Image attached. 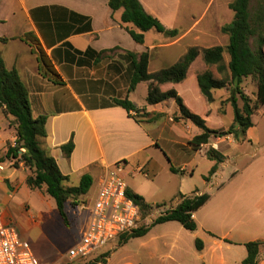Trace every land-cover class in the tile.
<instances>
[{"label":"crops","instance_id":"1","mask_svg":"<svg viewBox=\"0 0 264 264\" xmlns=\"http://www.w3.org/2000/svg\"><path fill=\"white\" fill-rule=\"evenodd\" d=\"M138 1L166 29L177 30L179 35L169 37L149 30L144 33L143 43H137L127 29L138 30L132 24L122 23V10L112 12L108 0H0V39H6L0 40V56L8 70L17 71L27 89L32 117H46V137L41 145L68 178L65 186H77L80 178L89 174L92 185L82 198L90 192L96 197L108 172L117 163L125 162L121 175L127 189L154 208L161 205L156 208L159 215L176 207L180 194H208L206 203L192 215L196 230L189 231L193 243L195 239L203 243L202 249L197 251L198 258L202 264H241L247 255L244 244L264 241V155L257 162L230 173L226 179L228 173L222 174V170L236 167L241 160L240 156L233 159L234 153L221 149L222 143H236L233 138L211 137L208 144L192 149L189 141L202 130L188 120L173 119L179 117V111L172 99L149 105L146 102L148 82H139L128 92L133 69L124 59L128 52L137 55L148 52V72L154 73L176 63L190 47L221 46L217 45L221 38L226 37L228 42V36L221 34L220 29L233 20L229 5L234 0ZM27 34L35 38L53 66L55 77L44 76L39 70L37 54L32 51L35 46L27 40ZM206 69L198 57L184 81L167 83L160 88L163 91L174 88L186 106L199 115L211 114V105H218V113L228 92L215 90L213 101H205L196 76ZM186 85L202 104L200 109H195L185 99L180 88ZM138 88L143 91L139 103L134 99ZM126 97L140 112L129 115L124 108L114 105V99ZM223 105V113H226L230 103ZM10 121L0 109V158H4L17 138ZM251 131L253 127L245 133L247 142ZM251 134L255 137L254 132ZM70 140L74 147L67 157L61 147ZM210 148L225 159L218 164L216 172L204 180L215 165L206 155ZM191 153L203 162L201 187H191L185 182L184 174L191 172L193 177V167L197 168L200 162ZM13 162L6 159L1 163L2 220H6L9 209L20 206L17 195L22 192L27 195L34 192V197L43 205L52 203L44 188L30 189L26 185L29 171L23 163L18 162L19 168H15ZM87 221L88 215L82 226ZM176 223L159 225L174 228L181 237H189L184 232L187 230ZM257 264H264V260Z\"/></svg>","mask_w":264,"mask_h":264},{"label":"trees","instance_id":"2","mask_svg":"<svg viewBox=\"0 0 264 264\" xmlns=\"http://www.w3.org/2000/svg\"><path fill=\"white\" fill-rule=\"evenodd\" d=\"M251 0H234L229 8L233 12V20L228 25L221 27L220 32L228 36L225 46H214L211 48L190 47L187 52L174 64L162 68L157 72L149 73L148 64L150 55L144 52L140 55L128 52L124 59L129 62L133 69V78L130 81L128 92H132L139 82H148L146 102L149 105L158 104L172 99L178 107L179 117H174L175 121L184 119L202 130V133L194 136L189 145L194 150L208 144L211 137H223L231 135L235 141L245 138L246 131L253 127L252 117L255 111L264 105V6L250 7ZM108 6L112 12L122 10L121 22L132 24L138 32L128 30L131 38L137 43H143L144 33L154 30L169 37H177V30H168L154 16L148 14L138 0H108ZM33 48V53L37 54L39 70L44 76H56L53 66L46 55L36 44L32 34L26 35ZM254 39V47L250 41ZM6 41V39H0ZM106 52V51H104ZM103 52V53H104ZM228 55V63L224 62V54ZM201 57L202 62L207 67L206 70L197 74L196 81L202 97L207 103L213 101L212 92L226 89L228 98L222 103H230L233 107V121L227 130L209 127L206 123L210 114L199 115L191 111L184 103L182 97L174 89L163 91L160 86L172 83L178 84L184 81L187 71L192 63ZM215 67L216 77L210 70ZM246 78L255 79L257 91L254 102L243 91L242 83ZM241 100V107L238 106ZM114 105L124 108L129 115L132 112H140L128 98L114 99ZM0 109L3 115L11 118L10 125L15 127L17 135V147L9 146L4 158H0V164L6 159L13 160V166L18 167V162H22L29 171L26 177V185L30 189L44 188L46 194L54 202L59 216L65 225H68L66 204L69 201H77L87 194L92 178L89 174H84L77 186L67 187L64 185L68 179L64 176L55 159L41 145V140L46 137V117H32L31 106L28 99V92L15 69L8 70L0 56ZM135 120L138 122L136 116ZM74 144L70 140L61 147L63 153L69 157ZM206 155L208 159L215 161L209 171V176L213 175L225 157L217 150L210 148ZM175 171L174 169H172ZM126 194L133 199L140 208L142 216H145L154 206L147 204L144 199L127 189ZM180 202L174 208L168 209L157 216L150 225L140 227L129 235L122 236L119 245L125 244L128 240L145 236L154 226L166 222H177L185 230L193 232L197 225L193 220V213L200 209L209 199L208 194L191 196L179 195ZM161 205L155 206L159 208ZM195 247L200 251L203 243L200 239H195ZM247 255L241 264H257L261 250H264V241H251L244 244Z\"/></svg>","mask_w":264,"mask_h":264},{"label":"rangeland","instance_id":"3","mask_svg":"<svg viewBox=\"0 0 264 264\" xmlns=\"http://www.w3.org/2000/svg\"><path fill=\"white\" fill-rule=\"evenodd\" d=\"M260 5L264 6V0H251L250 7L252 9ZM151 32L156 33L154 30ZM250 43L254 47V39H251ZM226 44V37L221 38V41L217 43V45L221 46H225ZM228 60V55L225 53V64ZM210 70L216 77H219L214 67H211ZM241 86L244 93L254 102L257 91L256 80L246 78L243 80ZM180 89L192 107L195 109L201 108L202 104L187 89V85ZM142 95V89L138 88L137 93L134 95L137 103L141 101ZM241 105V100H238V106L241 107ZM211 108L213 111L207 118V125L216 129L227 130L233 121L232 105L226 106V113H223V108H225L223 103H221L218 113V105H211ZM252 122H254L253 131L250 132L251 138H248V142L246 138L241 141H235L229 135L236 143L221 144L223 151L234 153L233 159L236 155L240 156L241 159L236 167L222 170V174L228 173L226 179L230 176V173H233L235 170H241L242 167H245L249 163L257 162L264 155V105L255 111ZM252 132H254L255 137H258V140L252 136ZM194 154L191 153V156L200 161L198 155ZM203 168V162H198L197 168L193 167L195 169L193 177L190 175L191 172L184 174L185 182L191 187H201L203 183L201 171ZM34 194V192H31L27 195L22 192L17 195V204L20 206L9 209L6 220H9L16 227L20 238L29 243L40 264L65 262V254L79 239L83 228L82 224L88 215L87 209H82L81 207L92 205L95 194L90 192L84 198L80 197L77 201L71 200L66 204L68 225L64 224L58 214L54 201L50 197L49 199L52 203L48 206L41 204L39 198H35ZM14 201L16 202V200ZM28 206L30 212H27ZM157 211L156 208H152L145 216L141 215L139 228L148 226L159 215ZM31 215L34 216L37 223L33 222ZM176 225L179 226L178 223ZM184 232L189 237L179 236L174 228L165 229L162 225L155 226L151 232L143 237L130 239L122 245H119V241L114 242L105 248L103 251L105 253L104 256L98 257L88 264H202L198 258V250L193 243V239H191V233L189 231ZM263 251L261 250L259 253L258 262L264 260Z\"/></svg>","mask_w":264,"mask_h":264},{"label":"built area","instance_id":"4","mask_svg":"<svg viewBox=\"0 0 264 264\" xmlns=\"http://www.w3.org/2000/svg\"><path fill=\"white\" fill-rule=\"evenodd\" d=\"M11 147H17V138L13 140ZM125 166V162L117 163L102 180L92 205L81 207L87 209L88 221L83 226L79 239L65 254V262L52 264L93 262L104 256L106 247L139 228L140 208L127 196V186L121 175ZM2 170L3 165L0 164V171ZM0 264H40L29 243L20 238L16 227L9 220L2 219Z\"/></svg>","mask_w":264,"mask_h":264}]
</instances>
